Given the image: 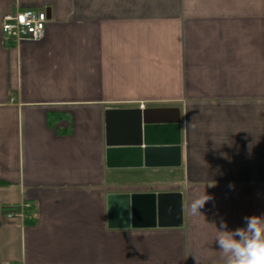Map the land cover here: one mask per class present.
<instances>
[{
  "label": "crops",
  "instance_id": "obj_1",
  "mask_svg": "<svg viewBox=\"0 0 264 264\" xmlns=\"http://www.w3.org/2000/svg\"><path fill=\"white\" fill-rule=\"evenodd\" d=\"M19 8L47 11L45 35L7 48ZM148 108L179 110L182 166L109 169L107 112ZM140 192H181L182 228L110 229L109 195ZM254 215L264 0H0V264H226L218 230Z\"/></svg>",
  "mask_w": 264,
  "mask_h": 264
},
{
  "label": "water",
  "instance_id": "obj_2",
  "mask_svg": "<svg viewBox=\"0 0 264 264\" xmlns=\"http://www.w3.org/2000/svg\"><path fill=\"white\" fill-rule=\"evenodd\" d=\"M176 114V115H175ZM117 120L128 124L116 128ZM106 162L109 169L179 168L182 147L176 131L179 110H109ZM169 142V143H168ZM109 228L176 229L184 225L181 192H140L110 194Z\"/></svg>",
  "mask_w": 264,
  "mask_h": 264
},
{
  "label": "clouds",
  "instance_id": "obj_3",
  "mask_svg": "<svg viewBox=\"0 0 264 264\" xmlns=\"http://www.w3.org/2000/svg\"><path fill=\"white\" fill-rule=\"evenodd\" d=\"M211 197L203 194L192 201L190 212L201 215L200 209ZM246 227L234 231L218 230L216 242L225 258L226 264H264V217H245ZM226 229L227 224L222 222Z\"/></svg>",
  "mask_w": 264,
  "mask_h": 264
},
{
  "label": "built area",
  "instance_id": "obj_4",
  "mask_svg": "<svg viewBox=\"0 0 264 264\" xmlns=\"http://www.w3.org/2000/svg\"><path fill=\"white\" fill-rule=\"evenodd\" d=\"M49 17L46 10L16 9L6 15L1 24L2 41L5 47L11 48L26 42L41 40L46 31ZM143 109L144 106L142 105ZM32 205L23 203L5 209V216L9 219L19 218L26 220L32 218L29 214Z\"/></svg>",
  "mask_w": 264,
  "mask_h": 264
},
{
  "label": "trees",
  "instance_id": "obj_5",
  "mask_svg": "<svg viewBox=\"0 0 264 264\" xmlns=\"http://www.w3.org/2000/svg\"><path fill=\"white\" fill-rule=\"evenodd\" d=\"M29 214H32V209L30 210Z\"/></svg>",
  "mask_w": 264,
  "mask_h": 264
}]
</instances>
